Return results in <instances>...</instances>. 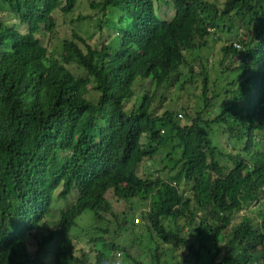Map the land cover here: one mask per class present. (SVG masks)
I'll return each mask as SVG.
<instances>
[{"label": "trees", "instance_id": "16d2710c", "mask_svg": "<svg viewBox=\"0 0 264 264\" xmlns=\"http://www.w3.org/2000/svg\"><path fill=\"white\" fill-rule=\"evenodd\" d=\"M78 3L0 0V264H264V0Z\"/></svg>", "mask_w": 264, "mask_h": 264}, {"label": "rangeland", "instance_id": "374dc122", "mask_svg": "<svg viewBox=\"0 0 264 264\" xmlns=\"http://www.w3.org/2000/svg\"><path fill=\"white\" fill-rule=\"evenodd\" d=\"M92 9L89 7V0H79L78 5L75 7V9L73 10V13H77L79 11L87 13L88 11H91ZM161 11L163 12V15H171L173 13V7L172 5H168V4H163L161 5ZM10 13L7 12V15H9ZM94 13H92L93 15ZM98 15V13H95V16ZM12 19H14V16L11 17ZM65 20H70V15L68 17H64V15H60V17L58 18V23L56 24V26L49 32L45 33V36L43 37V42L47 43L49 41V43L51 45H55L57 46V50L61 51V41L64 37H66V32L67 30L73 25V24H77V22H73L71 24H69L68 22H64ZM90 28V27H89ZM86 29V27H85ZM217 35H219L221 38L217 39L214 44H213V49L212 51L209 53V58H208V65L210 64L211 61H214L216 59H218L219 57H221L220 54V46L224 43L225 39H229V36H227V32L226 31H219L217 33ZM209 44H211V42L209 41ZM203 51H207V47L205 49H203ZM217 64V62H216ZM71 69L76 72V73H84L83 69L71 64L70 65ZM197 67V66H196ZM218 69H221L220 66H218ZM216 75V71H214L213 69L210 70V78H213ZM212 82V80L210 81ZM199 86V81L194 85V87H189L188 88V92L190 95V99L188 100L189 103L192 104H196V101L198 99V94L200 93V88ZM92 96L96 97V92L92 90L91 92ZM196 100V101H195ZM161 154H163V152H159L158 154H156L155 156L158 158L161 156ZM150 160H143V162L145 163H149ZM143 162L140 163L139 165V171H142L143 169ZM163 163V162H162ZM161 163V164H162ZM76 198V194L72 193L70 194L69 198L66 200V204H62L61 206L65 207L67 205V203H71V201H73ZM252 206V205H251ZM250 206V207H251ZM60 206L54 207L55 210H59ZM248 208L249 207H243L242 209L239 210L238 214H241L242 212H248ZM238 214L236 215V218H238ZM139 215V214H136ZM135 217V216H134ZM51 219V218H49ZM140 220V219H139ZM135 221V220H134ZM55 223H52L51 226L52 228L55 226ZM38 229L43 230L44 232L46 230H44V227L40 226L38 227ZM30 244V243H29ZM82 243L77 242V245H81ZM142 261L144 263H147V261L149 259H151V256L149 253H144L141 257Z\"/></svg>", "mask_w": 264, "mask_h": 264}, {"label": "built area", "instance_id": "2783aa9c", "mask_svg": "<svg viewBox=\"0 0 264 264\" xmlns=\"http://www.w3.org/2000/svg\"><path fill=\"white\" fill-rule=\"evenodd\" d=\"M134 220H135V221L138 220V216H136V217L134 218Z\"/></svg>", "mask_w": 264, "mask_h": 264}, {"label": "clouds", "instance_id": "9594fccd", "mask_svg": "<svg viewBox=\"0 0 264 264\" xmlns=\"http://www.w3.org/2000/svg\"><path fill=\"white\" fill-rule=\"evenodd\" d=\"M236 45H238V43H236Z\"/></svg>", "mask_w": 264, "mask_h": 264}]
</instances>
